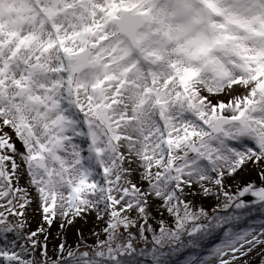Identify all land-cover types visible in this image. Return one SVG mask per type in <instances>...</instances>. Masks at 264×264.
Wrapping results in <instances>:
<instances>
[{
  "label": "rangeland",
  "instance_id": "374dc122",
  "mask_svg": "<svg viewBox=\"0 0 264 264\" xmlns=\"http://www.w3.org/2000/svg\"><path fill=\"white\" fill-rule=\"evenodd\" d=\"M46 1L52 8L56 6L55 2ZM204 1L203 7L209 11L205 18L200 15L195 0H87L88 10L91 8L93 12L83 17L80 26H77L78 16L67 24L65 37L75 35L77 38L67 42L61 50L50 48L41 52L36 45L27 46L17 57L21 62L15 63L5 76L1 72L6 56H0V82L7 79L0 87V201L5 196L3 189L9 194L20 191L24 195L16 200L17 205H22L19 211L12 209L17 212L16 221L22 227L19 234L24 238L20 240L10 228L0 226V254L5 258L0 259V264H13L12 256L19 253L18 247H26L23 245L27 243L36 253L39 241L43 243L42 250L52 258L48 264H58L57 260L62 259L59 251L63 247L68 246L73 252L76 245L90 242L91 248L100 250L103 245L100 240L107 237V230L116 218L134 219L151 211L157 218L167 219L189 204L205 209L212 203L207 202L208 199L217 201V194L236 197L238 191L248 185L264 188V65L249 67L246 75L240 73L244 63L243 51H240L244 43L235 38L236 30H233L238 29V21L243 24L247 21L237 14L240 9L249 6L244 11H250L264 4V0H201ZM20 3L21 0H0V11ZM64 5L63 1L60 6ZM106 7L115 8L108 21L107 14L99 13ZM124 10L147 15L146 25L138 33L139 48L135 51L112 27L111 21ZM221 12L227 13L222 16ZM216 16L222 19L219 21ZM30 18L34 23L25 29V35L36 37L40 34L36 31L40 20L36 15ZM68 18L70 14L65 15L62 22L67 23ZM58 22L46 32L50 34L53 27L59 28L61 21ZM204 23H209L212 31L203 33ZM263 27L261 24L260 28ZM260 28L253 27L250 32L259 34L261 31L257 29ZM90 46L95 48L96 68L87 69L71 79L72 53ZM252 52L250 57L256 59L257 53ZM233 57V65L223 68ZM190 60L200 62L193 66ZM174 64L177 67H172ZM129 67L135 68L128 74L126 68ZM21 70L20 85L28 73L31 80L24 86L27 89L25 97L18 99L11 89L19 84L10 83L9 79ZM64 71H68L67 74ZM176 73L184 77L174 83L170 78ZM146 74L157 76L142 81L140 88L149 81L157 86L148 96L144 92L133 96L132 102L129 92L137 88V80ZM189 74L191 79L187 80ZM233 76L238 77L241 87L236 96L240 99L245 95L239 93L249 95L251 104L247 102L239 115L227 118L208 104L224 102L216 89L227 85ZM57 85L71 87V97L68 99V91L64 90L62 98L69 100L72 126L58 125ZM99 92L111 107L110 117L105 118L102 112L98 114L99 120H109L108 125L103 123L102 127L107 130V136L100 131L91 132L84 120L93 105L97 107L101 103ZM155 101L159 105L152 109ZM15 113L23 116L27 129L18 128ZM217 119L238 120L239 124H225L223 132L214 136L210 129ZM82 130L86 133L82 134ZM28 132L30 140L26 139ZM141 135L145 142L149 141L147 154L135 149L140 146ZM58 141L59 147L55 148ZM192 144L198 148L195 156L189 151ZM36 146L41 147L42 155L36 153ZM32 159H42L44 170H32L29 166ZM81 159L83 162H79ZM176 163L173 175L184 187L178 197L179 190L175 192L177 185L173 184L169 173ZM72 166L77 167L76 173H71ZM84 175L86 186L77 187ZM245 178L249 181L244 182ZM116 183L131 191L133 206L114 208L110 203L108 191L110 185ZM69 184L73 185L71 190ZM6 198V205L0 202L3 226L12 222L13 215L12 197L8 201ZM138 200L139 205H136ZM253 218L251 221L257 222L250 224V232L243 233L233 249L250 241L264 242L261 232L264 221L259 215ZM171 233L161 238L163 242H178L179 235L174 229ZM260 233L262 236L257 238ZM214 243L210 252L195 264L224 260L228 245L221 240ZM137 247V243L129 242L120 255L131 253ZM93 254L82 250L77 253L82 264H87L85 261ZM20 257L21 264H36L29 250H23ZM116 257L111 254L107 258ZM260 257L261 254L247 264H258ZM261 261L264 262V257ZM66 264L76 263L67 261Z\"/></svg>",
  "mask_w": 264,
  "mask_h": 264
},
{
  "label": "trees",
  "instance_id": "16d2710c",
  "mask_svg": "<svg viewBox=\"0 0 264 264\" xmlns=\"http://www.w3.org/2000/svg\"><path fill=\"white\" fill-rule=\"evenodd\" d=\"M183 191L184 188L179 192V195H182ZM216 196L217 201H214V198L213 200L208 199L207 202L212 203L208 204L205 209L201 210L189 204L187 208L180 209L177 214H172L173 219L171 216L167 219L157 218L151 211L144 216H135L134 219L116 218L113 220L111 228L107 230V237L100 240L103 244L100 250L95 251L98 248H91L90 242L83 244L82 249L76 248L73 252L70 247H65L59 252V255L62 256L61 263L66 264L69 261L82 264L77 255L78 251L82 250L90 254L94 253L90 260L85 261L87 264L90 262L95 264H195L202 259L204 254L210 252L214 242L221 240L228 245L224 253L225 258L212 261L211 264H247L264 252V242L256 240L259 236L254 239L256 241L253 243L250 241L242 246L237 245L234 249L232 247L241 239L243 233L250 230V224L257 222L251 221L253 217L259 215L264 221V204L243 207L237 199L223 198L219 194ZM131 200L133 199L130 197L124 199V205H127V201L130 204ZM257 212L259 214H256ZM174 219L176 221H173ZM13 220L16 219L13 218ZM217 220L219 223L216 222ZM19 227L20 225L16 223V228ZM172 229L180 237L178 242L175 244L163 242L161 238L171 233ZM262 232L264 233V228ZM125 233L127 234L125 235ZM171 236L173 237L172 233ZM129 242L137 243V249L131 253L120 255L121 250H126V244ZM98 251L100 253L96 255ZM111 254L117 255V257L107 258ZM36 258L40 264H44L48 261L49 256L45 253L44 255L40 254V258L38 256ZM259 263L264 264L261 259H259Z\"/></svg>",
  "mask_w": 264,
  "mask_h": 264
},
{
  "label": "bare ground",
  "instance_id": "6f19581e",
  "mask_svg": "<svg viewBox=\"0 0 264 264\" xmlns=\"http://www.w3.org/2000/svg\"><path fill=\"white\" fill-rule=\"evenodd\" d=\"M249 6H246L244 9H240L237 14L244 20L246 19L247 21L243 24V22L238 21L239 22V28L241 27V29H237V28H233V30H236L235 38L241 42L244 43V46L242 48V50L240 52L243 51V53H241V59L244 60L245 62H248L250 64L251 67H257V65L260 63L254 62L253 59L250 57V52L251 51H255V52H261V54H264V45H261L258 38H253L251 36V28L253 27H259L262 23H264V19L261 16V12L264 11V6L262 5H258L256 6L254 9H251L250 11H244L245 9H247ZM185 9V8H184ZM186 10V9H185ZM184 10V11H185ZM223 12H221L222 14ZM227 12H224L222 14L225 15ZM251 15V16H250ZM222 16H216L218 18V20L220 21V19H222ZM142 17L146 20V15L142 14ZM250 17V19H248ZM230 41L231 43H233L234 39L232 36H230ZM253 53V52H252ZM240 54V53H239ZM230 62H226L223 65V68H227L229 66H232L234 63V57L233 58H229ZM235 60H237V56L235 57ZM264 61V59H263ZM156 75H153L152 77L145 75V76H141V78L139 80H137V88H135L133 91L130 90H125V92L130 91L129 93L132 95L129 99L132 100V102L134 101L133 96L139 95L141 94V88H140V83L144 80H148V79H155ZM181 76H177V79H179ZM229 77V76H228ZM239 79L237 76H233L232 81H230L228 84L226 82L227 85H224L220 90H218L216 93L217 95L223 96L224 97V102L220 101L216 104H208V106L214 107V109L216 110V112L222 113L225 117L227 118H233L237 115H239L243 110L244 107L246 105V103H250L251 104V100H250V96L246 95L244 93H239V94H243L245 96H243L242 98H238V96H236L239 87L238 86V82ZM164 82V81H163ZM148 84H150V81L148 82ZM203 85V83H201ZM154 85L156 86L157 84L154 83ZM170 85H168L167 87H169ZM241 88V87H240ZM127 94V93H125ZM124 98V97H123ZM125 99V98H124ZM126 100V99H125ZM129 111L132 112L131 109V105L129 107ZM129 113V112H127ZM130 114V113H129ZM129 125H127L128 127ZM149 143V141L145 142L142 139V135L141 137L138 139V145L140 144L139 147H136L135 149H138L140 153L142 154H147V152H149V148L147 146V144ZM249 179L245 178L244 182H248Z\"/></svg>",
  "mask_w": 264,
  "mask_h": 264
},
{
  "label": "water",
  "instance_id": "95a60500",
  "mask_svg": "<svg viewBox=\"0 0 264 264\" xmlns=\"http://www.w3.org/2000/svg\"><path fill=\"white\" fill-rule=\"evenodd\" d=\"M134 19L138 21V25H134L133 27L128 26L127 24H125L127 21ZM141 19L137 16L132 17L129 13H125L124 17L122 20H117L116 24H117V28L119 30V32L121 34H124L125 36H127L128 38H133L134 34L136 33L137 29L141 26ZM127 26V28L125 27ZM87 55H81L80 59H78V63L79 62H85ZM85 64V63H84ZM86 65H83L81 67H79V69L77 70L78 72L81 71L82 69H84ZM92 66V65H91ZM220 132V129H217L215 131V133ZM195 148H194V153L195 152ZM238 196L241 200L242 204L245 205H256V204H260L264 202V189L263 188H258V189H254L252 190L250 186L244 188L242 191H240L238 193Z\"/></svg>",
  "mask_w": 264,
  "mask_h": 264
}]
</instances>
